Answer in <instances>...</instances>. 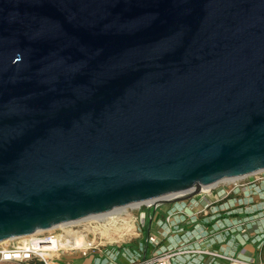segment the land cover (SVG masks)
<instances>
[{
  "label": "water",
  "instance_id": "obj_1",
  "mask_svg": "<svg viewBox=\"0 0 264 264\" xmlns=\"http://www.w3.org/2000/svg\"><path fill=\"white\" fill-rule=\"evenodd\" d=\"M264 171V0H0V244Z\"/></svg>",
  "mask_w": 264,
  "mask_h": 264
},
{
  "label": "built area",
  "instance_id": "obj_2",
  "mask_svg": "<svg viewBox=\"0 0 264 264\" xmlns=\"http://www.w3.org/2000/svg\"><path fill=\"white\" fill-rule=\"evenodd\" d=\"M233 180L219 183L224 186L216 194L211 191L219 184L205 193L167 204L165 213L149 223L145 216L151 233L147 244L142 218L134 212L161 204L129 206L111 218L81 219L23 241L4 242L0 244V264H76L71 260L63 263L66 256L80 257L84 264H208L210 258L229 264H264V202L256 201V197H264V171ZM253 201L255 205L244 207ZM241 227H245L242 235L251 230L255 233L246 240L258 246L257 261L205 248L199 245L203 238L194 234L195 230ZM134 239L136 245L130 242ZM149 245L151 253L147 252Z\"/></svg>",
  "mask_w": 264,
  "mask_h": 264
},
{
  "label": "crops",
  "instance_id": "obj_3",
  "mask_svg": "<svg viewBox=\"0 0 264 264\" xmlns=\"http://www.w3.org/2000/svg\"><path fill=\"white\" fill-rule=\"evenodd\" d=\"M166 208L162 209V213H165ZM161 213V214H162ZM262 228V227H260ZM245 227L241 228H225V229H209V230H195L194 234L201 236L202 244L205 248H212L220 252L228 253L236 256L239 259L249 260L250 258L257 261L258 259V246L253 244L251 241L247 242L246 238L250 235L252 239L254 231H247V235H242V231ZM147 234L144 235V241L147 238ZM143 241V242H144ZM152 247L148 246V253H151ZM208 264H229L227 261L221 259L208 260Z\"/></svg>",
  "mask_w": 264,
  "mask_h": 264
},
{
  "label": "rangeland",
  "instance_id": "obj_4",
  "mask_svg": "<svg viewBox=\"0 0 264 264\" xmlns=\"http://www.w3.org/2000/svg\"><path fill=\"white\" fill-rule=\"evenodd\" d=\"M223 186L224 185H222V184L220 185L219 184L218 187H215L214 189H212L211 193L216 194L217 191H219L221 189V187H223ZM256 201L264 202V197H263V199H260V198H257L256 197ZM256 201H253L252 202L253 204L252 203L249 204V205L245 204L244 207H247V206H250V205H255L254 203H256ZM161 205L158 206L157 208H154V207L148 208V207L145 206V207H142L140 211H138V210L135 211L134 214H136L137 216H140L139 218H145V216H146L147 217V221L150 220V219H157L158 217L161 216L162 209L163 208H168L167 207L168 206L167 204L162 205V206ZM132 207H134V206H132ZM152 226H153V224H152ZM130 242L133 243L134 245H136V243H135L136 240L135 239L134 240H131ZM67 260H71V261H73L76 264H84L85 263V260L84 259H81L80 257H76V256H72V257L66 256V257H63L61 261L63 263H67Z\"/></svg>",
  "mask_w": 264,
  "mask_h": 264
},
{
  "label": "bare ground",
  "instance_id": "obj_5",
  "mask_svg": "<svg viewBox=\"0 0 264 264\" xmlns=\"http://www.w3.org/2000/svg\"><path fill=\"white\" fill-rule=\"evenodd\" d=\"M255 173H258V172H255ZM227 181H235V180L231 179V180H227ZM147 203L148 204H151L150 202H147ZM139 205L140 204H135V205H132V206H137L138 207ZM125 210H126L125 208H123V209H116V210H113V212L99 214L97 216H93V217H90V218H87V219H84V220L99 219V218L107 219V218H111L113 215H116V214L120 215ZM74 223H79V221L78 222H70V223L61 224V225H58L56 227L50 228V230H48V231L54 230L57 227H65L67 224H74ZM40 232H43V231H40ZM36 233H39V232H36ZM36 233H34V234H36ZM34 234L33 235L26 236V237L19 238L18 240H21V241L26 240L28 237L34 236ZM8 241H11V240H6V241H3L2 243L8 242Z\"/></svg>",
  "mask_w": 264,
  "mask_h": 264
},
{
  "label": "trees",
  "instance_id": "obj_6",
  "mask_svg": "<svg viewBox=\"0 0 264 264\" xmlns=\"http://www.w3.org/2000/svg\"><path fill=\"white\" fill-rule=\"evenodd\" d=\"M148 223H149V221H148ZM148 223L144 220V218H142V227H144V233H149V231H150ZM145 244H147L146 240H145Z\"/></svg>",
  "mask_w": 264,
  "mask_h": 264
}]
</instances>
